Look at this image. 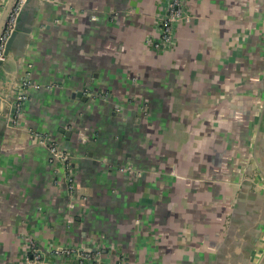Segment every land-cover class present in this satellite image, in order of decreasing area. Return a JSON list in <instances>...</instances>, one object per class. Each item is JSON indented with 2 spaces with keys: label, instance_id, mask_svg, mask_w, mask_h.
Segmentation results:
<instances>
[{
  "label": "crops",
  "instance_id": "obj_1",
  "mask_svg": "<svg viewBox=\"0 0 264 264\" xmlns=\"http://www.w3.org/2000/svg\"><path fill=\"white\" fill-rule=\"evenodd\" d=\"M184 1L165 50L148 40L166 0L28 1L0 93L43 86L20 126L0 113V264H24L27 235L104 264H264V0ZM37 133L73 155L78 206Z\"/></svg>",
  "mask_w": 264,
  "mask_h": 264
},
{
  "label": "built area",
  "instance_id": "obj_2",
  "mask_svg": "<svg viewBox=\"0 0 264 264\" xmlns=\"http://www.w3.org/2000/svg\"><path fill=\"white\" fill-rule=\"evenodd\" d=\"M28 0H16L6 21L4 30L0 36V73L3 64L8 58V43L17 28L20 15ZM115 14V13H114ZM191 15L185 7L184 0H166V5L162 9L158 24L159 36L149 38L148 42L157 50L170 48L176 36V26L181 20L189 21ZM59 85V82L49 84V87ZM43 85L35 82L29 75H24L16 83L15 98L11 103V113L9 115L10 126L21 125V119L26 100L30 96L32 88H39ZM84 93L92 99L111 98L110 92L104 90L85 87ZM117 111L121 110V105L115 104ZM39 138L47 145L53 161L60 162L59 171L62 173L60 179L57 175L55 182L63 181L70 199L71 206H78L80 201L86 196L77 192V173L70 151L64 149L59 142L48 133H37ZM118 169L129 173L141 174L132 164L118 165ZM103 247L100 245H85L79 243L57 244L51 249H43L38 240L33 235L25 237L24 244V264H104Z\"/></svg>",
  "mask_w": 264,
  "mask_h": 264
},
{
  "label": "water",
  "instance_id": "obj_3",
  "mask_svg": "<svg viewBox=\"0 0 264 264\" xmlns=\"http://www.w3.org/2000/svg\"><path fill=\"white\" fill-rule=\"evenodd\" d=\"M15 1L16 0H0V8H1V11H0V36H1L2 31L4 30L6 21L8 19V16H9L11 10H12V7H13ZM28 1H27V3H28ZM36 1L40 3V1H42V0H36ZM25 9L26 8L24 7V9H23V11H22V13L20 15L17 28H16V30L14 31V33L12 34V36H11V38L9 40L8 49H7L8 50V58L5 61V63L3 64V68L5 67L6 63L12 57H15V54L13 53L12 48H11L12 43H13V40L15 39V37H17V36L24 37V35L21 34V31L22 30L23 31H26V29H24L23 27H21V25H20V19H21L22 15H23V17L24 16L25 17H28V14L29 13L28 12L24 13ZM0 79H1V73H0ZM18 80H19V78L13 79V82H12L13 90H12V94L9 97H5L4 95H2L0 93V103L1 104L3 103L2 104L3 106L1 107L0 113L5 118L6 125H8V126H10V123H9V115L11 113V103H12V101L15 98L16 83H17ZM82 94H83V89L76 92V95H82ZM259 130H260L259 131L260 133H259V136L257 135V141L260 140L261 145H262V148H264V124L262 125V128L259 129ZM251 188H252V191L264 190V181H262V182H260L258 180L253 181ZM248 240H250V239H248Z\"/></svg>",
  "mask_w": 264,
  "mask_h": 264
}]
</instances>
